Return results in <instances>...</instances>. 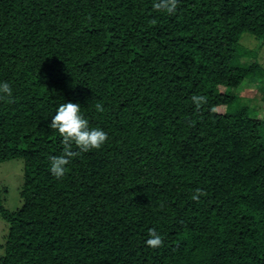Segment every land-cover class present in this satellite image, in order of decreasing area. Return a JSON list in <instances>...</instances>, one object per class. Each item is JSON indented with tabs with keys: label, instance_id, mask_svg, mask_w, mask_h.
I'll use <instances>...</instances> for the list:
<instances>
[{
	"label": "trees",
	"instance_id": "trees-1",
	"mask_svg": "<svg viewBox=\"0 0 264 264\" xmlns=\"http://www.w3.org/2000/svg\"><path fill=\"white\" fill-rule=\"evenodd\" d=\"M153 4L0 0V164L24 161L0 264H264V120L231 94L264 80L241 43L264 41V0ZM65 101L108 139L58 179Z\"/></svg>",
	"mask_w": 264,
	"mask_h": 264
},
{
	"label": "clouds",
	"instance_id": "clouds-1",
	"mask_svg": "<svg viewBox=\"0 0 264 264\" xmlns=\"http://www.w3.org/2000/svg\"><path fill=\"white\" fill-rule=\"evenodd\" d=\"M177 3L178 0H154L153 6L171 14L176 10ZM12 95V85L7 80H0V99L11 98ZM192 100L197 106L206 102V98L202 95H193ZM95 107L98 111H103L102 104L97 103ZM48 127L60 133L65 145L63 154L50 158V172L58 179L65 175L70 158L78 154L77 151L72 150L73 144L80 153H83L100 149L108 139V133L103 128L89 126V121L78 102L65 101L61 103L56 108L55 114L51 116ZM161 243L162 238L156 228L149 229L146 244L157 247Z\"/></svg>",
	"mask_w": 264,
	"mask_h": 264
},
{
	"label": "rangeland",
	"instance_id": "rangeland-1",
	"mask_svg": "<svg viewBox=\"0 0 264 264\" xmlns=\"http://www.w3.org/2000/svg\"><path fill=\"white\" fill-rule=\"evenodd\" d=\"M241 43L256 52V59H247L250 62L259 61L264 67V41L250 34H244ZM223 91L224 88H221ZM231 94L238 95L243 102L256 111V117L264 120V80H247L238 89L231 90ZM218 110L222 111L223 108ZM24 177V161L13 159L0 164V184L4 191V206L9 211H16L22 206L20 190ZM9 232V225L4 218H0V257L4 255V245Z\"/></svg>",
	"mask_w": 264,
	"mask_h": 264
}]
</instances>
